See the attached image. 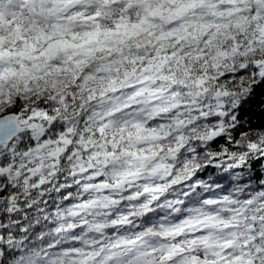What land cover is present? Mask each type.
Listing matches in <instances>:
<instances>
[{"label":"snow or ice","instance_id":"obj_1","mask_svg":"<svg viewBox=\"0 0 264 264\" xmlns=\"http://www.w3.org/2000/svg\"><path fill=\"white\" fill-rule=\"evenodd\" d=\"M256 109L264 0H0V264H264Z\"/></svg>","mask_w":264,"mask_h":264},{"label":"trees","instance_id":"obj_2","mask_svg":"<svg viewBox=\"0 0 264 264\" xmlns=\"http://www.w3.org/2000/svg\"><path fill=\"white\" fill-rule=\"evenodd\" d=\"M255 111H256V115L252 117L253 120L252 126L258 128L261 127L262 124H264V115H261L258 109H256ZM218 143H223V141H218ZM210 171L215 172V169H210ZM208 174H209L208 172L203 173L202 174L203 178L207 179Z\"/></svg>","mask_w":264,"mask_h":264}]
</instances>
